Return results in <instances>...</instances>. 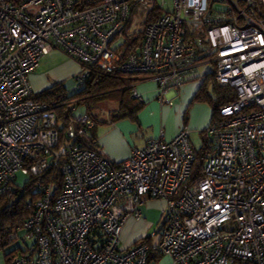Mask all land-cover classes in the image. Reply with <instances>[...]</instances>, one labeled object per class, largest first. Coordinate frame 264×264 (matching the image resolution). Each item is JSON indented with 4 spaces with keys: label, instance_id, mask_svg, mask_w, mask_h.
<instances>
[{
    "label": "built area",
    "instance_id": "built-area-1",
    "mask_svg": "<svg viewBox=\"0 0 264 264\" xmlns=\"http://www.w3.org/2000/svg\"><path fill=\"white\" fill-rule=\"evenodd\" d=\"M133 8L141 45L122 59ZM54 50L79 65L77 84L91 68L142 74L169 105L186 72L209 64L235 99L204 130L202 151L184 128L115 164L97 151L89 114L62 128L54 104L33 98L28 75ZM53 170L61 185L37 183L8 264H156L151 251L173 264H264V0H0V196L18 173ZM155 199L166 203L156 243L121 248L127 218Z\"/></svg>",
    "mask_w": 264,
    "mask_h": 264
},
{
    "label": "crops",
    "instance_id": "crops-1",
    "mask_svg": "<svg viewBox=\"0 0 264 264\" xmlns=\"http://www.w3.org/2000/svg\"><path fill=\"white\" fill-rule=\"evenodd\" d=\"M205 65L186 72V82L174 91L171 105L158 101V87L150 80H140L134 89L141 97L142 108L137 115V121L128 119L104 125V127H93V135L98 143V152L110 162L118 164L128 159L133 149H143L147 143L162 134L166 140L173 139L180 130L186 126L178 121L190 104L194 103L195 96L200 90L202 83L213 73L205 70ZM80 72L77 63L57 53L51 51L45 55L38 68L28 75L29 85L33 96L47 90L54 83H63L70 76L75 77ZM77 74V75H76ZM182 119V120H183ZM212 120L207 114L199 113V116L192 119V128L189 131V141L192 144L193 132L200 138V149L204 142V130ZM196 135V136H197ZM193 146V145H192ZM196 149V148H195ZM166 203L163 200H149L144 205L138 207L141 215L138 219L129 216L125 221L120 235L121 248H128L141 239L147 238L151 244H155L158 239V224L165 210ZM156 227L153 231V227ZM0 264H7L6 258L0 257ZM156 264H173L170 258H156Z\"/></svg>",
    "mask_w": 264,
    "mask_h": 264
},
{
    "label": "trees",
    "instance_id": "trees-1",
    "mask_svg": "<svg viewBox=\"0 0 264 264\" xmlns=\"http://www.w3.org/2000/svg\"><path fill=\"white\" fill-rule=\"evenodd\" d=\"M126 26L127 24L124 26L123 34ZM141 37L142 32L138 36H132L130 39H126L120 45L117 52L121 53L122 59H125L127 55L140 48ZM145 77L137 73L112 72L106 74L95 68H91L90 74L85 82L83 84H77L79 89L76 92L68 93L63 83H54L50 88L33 96V98L41 102L54 104V112L62 128L67 127L75 119L73 110L82 106L86 107L87 114L92 117L95 125H97L96 117L91 113V110L102 107L105 102L115 106L109 113L111 123L125 119L136 122L137 115L143 104L132 98L131 93L135 87L134 85L140 80H145ZM209 86H211L212 92L214 93V98L208 93ZM234 99L235 95L232 90L220 88L216 85L213 72L202 83L194 101H203L210 104L213 108V119L216 117V112L219 107L232 102ZM109 105L106 106L107 109ZM91 139L96 140L93 135V130L91 131ZM200 151H202V147L199 149ZM202 163L201 159H198L195 163L193 178L200 173ZM50 179L59 188L61 185V177L56 170H53L47 176L28 177L22 186H18L15 183L14 188L10 192L0 196V249L4 250L8 245L18 242L10 241L9 236L20 229L22 224L32 216L34 204L41 195L36 188L37 183L40 181H49ZM142 240L151 244L148 237L139 241ZM18 243L20 244V242ZM20 247L21 245L5 255L7 264L14 255L21 251ZM156 258L157 255L151 251L150 262H156Z\"/></svg>",
    "mask_w": 264,
    "mask_h": 264
},
{
    "label": "rangeland",
    "instance_id": "rangeland-1",
    "mask_svg": "<svg viewBox=\"0 0 264 264\" xmlns=\"http://www.w3.org/2000/svg\"><path fill=\"white\" fill-rule=\"evenodd\" d=\"M131 6H132V4H131ZM141 21L142 20L140 19V15L136 12L135 8H133L131 15L129 17L127 26L124 30V37L119 40V43L123 42V40L129 34H130V36H138L139 33L143 32L145 22H141ZM54 51H57V53L63 54L58 50H54ZM63 55L66 56L65 54H63ZM78 67H79V65H78ZM211 69H212L211 65L205 66V70H207L208 72L211 71ZM76 77L77 76H75V77L70 76V78L65 79V81L63 82V85L66 88L68 93H74L79 89L78 88L79 86L77 85V82H76ZM208 93L211 97L214 98V93L212 92L211 86L208 87ZM107 105H109V104H107L105 102L103 104L104 107L102 106V107H99L95 110H91V113L96 117L97 128L104 127V125H106V124L108 125L109 123H111L109 113H110V110L113 109L115 106L113 104H110L108 109H107L106 108ZM188 108H190V109H187L186 115L184 116V119H183V114L178 119L179 122H181L182 124H184V126H186L185 128L187 130L192 128V126H191V123H193L192 119L197 118L199 116V113L207 114V117L209 116V120H210L212 112H213V108L210 106V104H208L207 102H203V101H194V103L190 104L188 106ZM87 112L88 111H87L85 106L77 107L76 109L73 110V116L75 118V117H78V116L85 114ZM196 135L197 134L193 132L192 136H193L194 141L192 142V145L194 148L198 149L200 147L201 142H200V138L198 137V135L197 136ZM27 179H28L27 176L22 175L21 173H18L17 174V180L15 183L18 186H22L27 181ZM154 229H156L155 225L151 231H153ZM19 237L20 238L23 237L22 232L19 233ZM18 242H15V243L8 245L6 247V249H4V250L0 249V257L4 258L5 255H7L11 251H13L15 248L19 247V245H21V244H19ZM21 246L24 247L23 245H21Z\"/></svg>",
    "mask_w": 264,
    "mask_h": 264
}]
</instances>
